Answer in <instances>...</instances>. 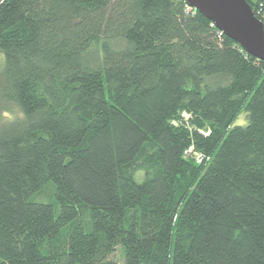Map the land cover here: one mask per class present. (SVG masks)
Listing matches in <instances>:
<instances>
[{
  "label": "trees",
  "instance_id": "1",
  "mask_svg": "<svg viewBox=\"0 0 264 264\" xmlns=\"http://www.w3.org/2000/svg\"><path fill=\"white\" fill-rule=\"evenodd\" d=\"M10 103L0 264H264V61L187 0H3Z\"/></svg>",
  "mask_w": 264,
  "mask_h": 264
},
{
  "label": "water",
  "instance_id": "2",
  "mask_svg": "<svg viewBox=\"0 0 264 264\" xmlns=\"http://www.w3.org/2000/svg\"><path fill=\"white\" fill-rule=\"evenodd\" d=\"M248 55L264 61V23L246 0H187Z\"/></svg>",
  "mask_w": 264,
  "mask_h": 264
},
{
  "label": "rangeland",
  "instance_id": "3",
  "mask_svg": "<svg viewBox=\"0 0 264 264\" xmlns=\"http://www.w3.org/2000/svg\"><path fill=\"white\" fill-rule=\"evenodd\" d=\"M185 120H189L190 117L186 114L183 115ZM23 118V114L20 113L19 109L13 104L7 105V107H3L0 110V120H21ZM247 123V115L245 113L241 114V117L235 122V126H242ZM200 163V162H199ZM113 259L117 261L119 264H124V252L119 247L115 250V254L113 255Z\"/></svg>",
  "mask_w": 264,
  "mask_h": 264
},
{
  "label": "built area",
  "instance_id": "4",
  "mask_svg": "<svg viewBox=\"0 0 264 264\" xmlns=\"http://www.w3.org/2000/svg\"><path fill=\"white\" fill-rule=\"evenodd\" d=\"M221 32V31H220ZM222 33V32H221ZM203 158L201 157V156H199L198 158H197V161H198V163L200 162H202L203 160H202Z\"/></svg>",
  "mask_w": 264,
  "mask_h": 264
},
{
  "label": "snow or ice",
  "instance_id": "5",
  "mask_svg": "<svg viewBox=\"0 0 264 264\" xmlns=\"http://www.w3.org/2000/svg\"><path fill=\"white\" fill-rule=\"evenodd\" d=\"M3 2V0H0V3H2Z\"/></svg>",
  "mask_w": 264,
  "mask_h": 264
}]
</instances>
